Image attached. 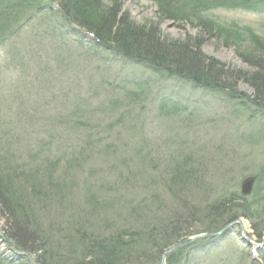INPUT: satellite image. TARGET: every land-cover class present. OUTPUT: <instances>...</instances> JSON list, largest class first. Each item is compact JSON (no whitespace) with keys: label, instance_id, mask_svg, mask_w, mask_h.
I'll use <instances>...</instances> for the list:
<instances>
[{"label":"rangeland","instance_id":"374dc122","mask_svg":"<svg viewBox=\"0 0 264 264\" xmlns=\"http://www.w3.org/2000/svg\"><path fill=\"white\" fill-rule=\"evenodd\" d=\"M98 7L101 13L108 8L115 11L113 25L125 20L148 30L156 27L162 33L159 43L165 48L171 43L187 45L183 53H191L194 60L197 53L200 62L203 57L213 59L228 73L247 70L235 48H225L221 41L198 34L197 28L159 21L151 0H102ZM205 14L240 36L249 30L264 37V11L225 6ZM3 56L0 50V59ZM81 75L75 83L81 100L71 99L75 102H67L64 108L87 125L77 130V140L71 141L72 130L57 126L54 120L61 108L46 113L43 104L28 102L25 108H34L35 122L15 119V112L23 109L20 77L17 71L0 72V102H8L0 117L4 121L11 117L12 130L19 138L12 156L5 158L8 170H0V190L9 205L16 204L13 194L18 197L28 192L36 199L49 188L59 190L51 200L33 205L31 210L18 204L19 210L12 214L32 230L34 235L29 236L49 244L54 257L51 263L90 261L84 260L91 256L76 239L86 240L88 246L91 241L111 237L125 242V235L134 234L133 242L121 244L131 250L121 252L113 264H157L162 254L173 258L171 262L175 258V264H251V247L242 237L253 244L263 243L258 252L259 259L264 257L263 110L251 107L244 112L239 101L222 100L217 91L180 77L163 78L122 61L103 67L98 60L96 72L84 67ZM86 87L95 89L92 100ZM237 93L247 100L253 90L240 80ZM161 97L171 105L165 113L157 110ZM175 108L179 111L171 113ZM47 118H51L50 125L44 128ZM12 130L2 131L4 139ZM79 151L85 159L80 167L71 158ZM177 169L185 172L179 174ZM248 177L256 180L251 192L243 195L241 182ZM241 203L250 210L248 219L241 216L219 236L208 237L228 209L237 211L235 206ZM238 211L245 214L241 208ZM5 225L6 218L0 215L3 251L9 248L1 237ZM184 234L193 235L171 245ZM189 238L198 239L181 247L178 258L175 246ZM24 258L22 262L36 264L34 255Z\"/></svg>","mask_w":264,"mask_h":264},{"label":"trees","instance_id":"16d2710c","mask_svg":"<svg viewBox=\"0 0 264 264\" xmlns=\"http://www.w3.org/2000/svg\"><path fill=\"white\" fill-rule=\"evenodd\" d=\"M101 1L0 0V46L8 45L13 36H22L19 31L24 24L26 25L33 21V18L36 17L32 16L33 14L39 13L43 15L31 29L30 36L26 37L28 38L27 40L23 38L20 40L22 44H14L6 50L9 62L13 66L12 69L17 70L18 78L20 77L19 86L23 87L18 89L19 95H23L20 96L19 101L22 103L23 109H25L28 102H38L37 105L43 104L47 110L46 113L50 109V112L57 113V110L61 108L62 110L54 118L55 123L64 129L72 130L74 135H70V139L71 141L77 140V130L79 131L80 128L85 126H79L80 117L75 120L74 112H67L64 106L67 102H75V100L71 99L81 100L78 96L80 88L75 83L78 77L81 78L82 73L81 67L78 66L80 64L79 60L86 55L90 61L93 60L95 62L99 58L103 59L104 57L124 63L132 61L135 65L147 69L152 74L163 78L165 76L180 77L190 81L197 87L206 88L210 92H219L222 94L220 96L222 100L227 98L228 100L239 101V108L243 109L244 112L251 107L264 111V66L262 64L264 62V37L249 30L246 32V36H240L239 34L241 33L238 31H233L228 26L219 25L205 14L225 6L259 13L264 11V0H151L156 8L155 15L159 21H169L180 28L185 25L197 28L198 34L213 38L218 43L221 41L225 48H235L237 57L248 67L245 71H236V73L232 74L231 71L230 73L227 72L228 70L224 71V68L219 67V64L213 59L208 60L203 57L204 61L200 62L199 59L202 58H199L197 53L196 57L199 59L190 58L191 53H183L187 50V45L171 43L165 48L163 44L159 43L158 39L162 37V33L156 27L154 29L150 27L148 30L141 26L137 27L131 21L125 20H123L124 23L119 21L118 25H113L115 19L113 14L115 11H112V8L111 10L108 8L101 13L102 9L98 7ZM55 2L58 5V9H50ZM116 5L113 8H116ZM31 16L32 18H30ZM70 24H74L78 28L91 33L94 36V40L92 42H85V40L80 42L76 40L69 41L68 37L77 33L69 28ZM150 31L156 34L154 33L153 35ZM49 54H52V62H50ZM50 64H53V68H50ZM240 80L253 90L252 97L249 98L248 96L247 100L237 93ZM22 91L23 93H20ZM85 92L89 100H92L95 89L86 87ZM157 101V110L159 112L165 113L166 109L170 110V107L164 103L167 102L164 97L159 98ZM51 102L52 105L50 104ZM6 103L8 102L0 103V111L6 106ZM172 111L177 112L179 110L175 108V110L170 112L173 113ZM34 113V108L27 112L17 111L14 114V118L19 121L21 118L25 121L30 119L31 124H33L36 120ZM50 121L51 118L45 120L44 128L50 125ZM13 128L14 122L11 117L5 121L0 117V131L12 130ZM13 139L16 140L15 142H19L17 136H14ZM13 147L14 143H4L1 140L0 133V170L4 167L6 168L4 164L5 158L12 156ZM77 154L78 156L71 158L80 167L81 162L85 160L84 154L82 151L77 152ZM6 162L8 163V161ZM177 170L179 174L185 172V169ZM49 191H45L44 194L39 193L35 197L36 199H33L34 195L28 192H24L18 197L13 194L17 200L12 202L16 204L9 205L3 196L4 192L0 190V215L6 218V225L5 228L3 227L1 237L11 250L23 253L26 257L29 254L34 255L36 264H54L51 263V258H54L53 252L50 250L49 244L44 243L37 236L32 237L30 235V237L28 234L33 233L31 232L32 230L27 229L25 221L12 214L13 211L19 210L18 204H21L22 208L31 210L33 205L39 203L41 205L47 200H51L52 195L57 194L59 190L55 191L53 188H49ZM20 200L21 202H19ZM241 204L235 206L237 211H230V208L228 209L227 207L228 211L224 216L225 218H222L217 225H214L210 232L220 231L227 224L241 216L248 219L247 214H250V210ZM240 208L245 214L239 213L240 211L238 210ZM253 230H255V227ZM192 235L184 234L181 237H177L171 245L177 244V241ZM125 237V242L122 239L117 240L111 237L109 240L91 241L88 246L84 245L87 243L84 239H76L75 242L77 241V243L83 245L81 247L83 252L86 251L88 252L87 255L91 256L89 257L90 259L84 258V260H90L85 262V264H113V261L116 260L121 252H129L131 250L123 247L122 243L129 245L130 242L137 238L135 234L125 235ZM131 245L133 244L131 243ZM183 249L179 248L177 250L178 254L175 253L178 258H180L179 255H181ZM92 252L94 253V258H92ZM58 259L60 260L59 257ZM58 259L56 260L58 261ZM158 259L157 264H159L160 256ZM260 259L261 264H264L263 255L260 256ZM20 260L21 262H18ZM20 260L11 261L1 256L0 252V264H26L22 262L25 260L24 256ZM72 260L81 264L74 259ZM171 260L173 258L167 257L166 264H175V258L174 262H171ZM251 262V264H259L254 260ZM68 263V261H64L63 264Z\"/></svg>","mask_w":264,"mask_h":264},{"label":"water","instance_id":"95a60500","mask_svg":"<svg viewBox=\"0 0 264 264\" xmlns=\"http://www.w3.org/2000/svg\"><path fill=\"white\" fill-rule=\"evenodd\" d=\"M254 180H255L254 177H248V178L244 179L241 182V192H242L243 195H248L251 192L252 184H253ZM236 223L237 222H233V223L229 224L228 226H226L225 229L229 228L232 224H236ZM195 239H198V238H190V239H188L186 244L191 243ZM242 241L246 242L248 245L251 244L250 241L247 240L245 237H242ZM178 247H179V245L176 246L175 248H178ZM163 262H164V257H162L161 264H163Z\"/></svg>","mask_w":264,"mask_h":264},{"label":"bare ground","instance_id":"6f19581e","mask_svg":"<svg viewBox=\"0 0 264 264\" xmlns=\"http://www.w3.org/2000/svg\"><path fill=\"white\" fill-rule=\"evenodd\" d=\"M99 60V63L103 66V67H108V66H111V65H114V64H118V63H121V62H119V61H114V60H112V59H109V58H106V57H104L103 59H98ZM129 64H132L133 62L132 61H129L128 62ZM99 77H102L101 75L99 76ZM243 88L244 89H247V90H249V88L247 87V86H243ZM250 91V90H249ZM220 97V96H219ZM165 104L168 106V107H170L171 105L169 104V102H165ZM87 125V123H86V121L85 120H83V119H79V126H86ZM256 180V179H255ZM234 221H237V220H234ZM244 227L246 228V226L244 225ZM251 244H253V243H251Z\"/></svg>","mask_w":264,"mask_h":264}]
</instances>
